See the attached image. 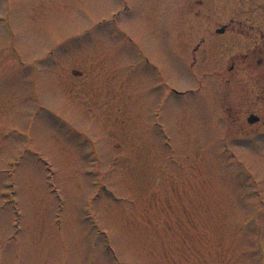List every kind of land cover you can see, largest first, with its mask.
<instances>
[{
  "label": "rangeland",
  "instance_id": "rangeland-1",
  "mask_svg": "<svg viewBox=\"0 0 264 264\" xmlns=\"http://www.w3.org/2000/svg\"><path fill=\"white\" fill-rule=\"evenodd\" d=\"M182 2L0 0V264H264V131L172 92Z\"/></svg>",
  "mask_w": 264,
  "mask_h": 264
},
{
  "label": "flooded vegetation",
  "instance_id": "flooded-vegetation-1",
  "mask_svg": "<svg viewBox=\"0 0 264 264\" xmlns=\"http://www.w3.org/2000/svg\"><path fill=\"white\" fill-rule=\"evenodd\" d=\"M182 3L175 23L193 86L172 92L203 100L222 118L214 134L222 132L224 146L255 142L264 131V22L253 10L230 11V0Z\"/></svg>",
  "mask_w": 264,
  "mask_h": 264
},
{
  "label": "water",
  "instance_id": "water-1",
  "mask_svg": "<svg viewBox=\"0 0 264 264\" xmlns=\"http://www.w3.org/2000/svg\"><path fill=\"white\" fill-rule=\"evenodd\" d=\"M251 122V121H250ZM253 122V121H252Z\"/></svg>",
  "mask_w": 264,
  "mask_h": 264
}]
</instances>
